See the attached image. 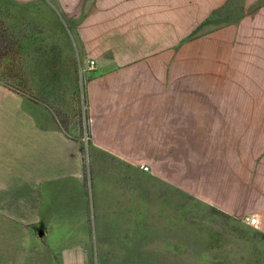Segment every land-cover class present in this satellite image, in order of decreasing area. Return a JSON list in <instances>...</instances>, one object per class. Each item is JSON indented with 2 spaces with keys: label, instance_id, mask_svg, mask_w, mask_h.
Wrapping results in <instances>:
<instances>
[{
  "label": "crops",
  "instance_id": "1",
  "mask_svg": "<svg viewBox=\"0 0 264 264\" xmlns=\"http://www.w3.org/2000/svg\"><path fill=\"white\" fill-rule=\"evenodd\" d=\"M147 175L264 264V0H0V264H90Z\"/></svg>",
  "mask_w": 264,
  "mask_h": 264
},
{
  "label": "rangeland",
  "instance_id": "2",
  "mask_svg": "<svg viewBox=\"0 0 264 264\" xmlns=\"http://www.w3.org/2000/svg\"><path fill=\"white\" fill-rule=\"evenodd\" d=\"M9 68L7 60L3 74ZM130 175L141 176L132 170ZM140 181L145 184L135 185L134 190L131 187L129 215L104 217L103 230L88 249L90 264H242V257L228 253L235 252V239L240 248L248 240L239 221L180 194L162 191L159 200L152 175ZM142 186L145 192L138 190ZM116 210L125 214L124 209ZM220 236L229 245L226 249L218 247ZM58 251L37 235L26 264H60Z\"/></svg>",
  "mask_w": 264,
  "mask_h": 264
},
{
  "label": "built area",
  "instance_id": "3",
  "mask_svg": "<svg viewBox=\"0 0 264 264\" xmlns=\"http://www.w3.org/2000/svg\"><path fill=\"white\" fill-rule=\"evenodd\" d=\"M95 64L94 60L90 61V65L93 66ZM144 170H149L148 166L143 167ZM246 220L253 226H256L259 222V218L257 215H252L246 218Z\"/></svg>",
  "mask_w": 264,
  "mask_h": 264
},
{
  "label": "water",
  "instance_id": "4",
  "mask_svg": "<svg viewBox=\"0 0 264 264\" xmlns=\"http://www.w3.org/2000/svg\"><path fill=\"white\" fill-rule=\"evenodd\" d=\"M41 234H43V232Z\"/></svg>",
  "mask_w": 264,
  "mask_h": 264
}]
</instances>
